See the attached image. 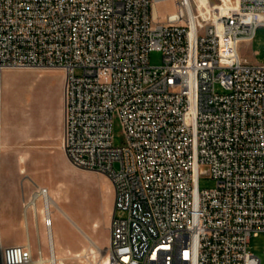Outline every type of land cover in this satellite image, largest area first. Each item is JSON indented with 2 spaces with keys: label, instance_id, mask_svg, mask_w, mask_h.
<instances>
[{
  "label": "built area",
  "instance_id": "1",
  "mask_svg": "<svg viewBox=\"0 0 264 264\" xmlns=\"http://www.w3.org/2000/svg\"><path fill=\"white\" fill-rule=\"evenodd\" d=\"M158 1L0 0V119L4 70L63 71V151L113 188L108 264H261L247 245L264 231V61L238 49L264 25V0H219L227 10L206 17L174 0L163 19ZM201 174L215 186L200 189ZM30 184L27 240L0 234V264H33L29 210L52 225L48 188Z\"/></svg>",
  "mask_w": 264,
  "mask_h": 264
},
{
  "label": "rangeland",
  "instance_id": "2",
  "mask_svg": "<svg viewBox=\"0 0 264 264\" xmlns=\"http://www.w3.org/2000/svg\"><path fill=\"white\" fill-rule=\"evenodd\" d=\"M217 2L210 0L212 6ZM155 8L161 19L177 10L174 0L158 1ZM238 51L251 62H263L264 25L258 26L254 38L243 41ZM148 61L151 66L160 65L161 51H150ZM75 73L81 74V70L76 69ZM63 81V71L57 67H13L2 74L0 234L5 244H23L27 240L22 200L31 188L30 182L34 181L47 187L57 204L51 205V232L53 249L59 260L57 264L60 261L64 264H106L104 250L99 248L108 243L112 211L108 212L107 206L113 188L105 174L73 166L63 151ZM216 90L220 92L221 88L216 85ZM112 133L113 143L120 144L122 128L118 119L113 121ZM215 184L216 180L206 174L198 178L200 189H210ZM27 214L33 258H38L39 247L43 257L47 258L49 242L41 214L37 226L30 210ZM121 215L120 211L116 212V216ZM93 221L98 223L95 234L102 237L98 238V251L91 255L87 248V259L73 256L75 252L84 254L82 249L73 250L84 238L73 222L89 232L83 224ZM247 249L264 264V231L250 238Z\"/></svg>",
  "mask_w": 264,
  "mask_h": 264
},
{
  "label": "bare ground",
  "instance_id": "3",
  "mask_svg": "<svg viewBox=\"0 0 264 264\" xmlns=\"http://www.w3.org/2000/svg\"><path fill=\"white\" fill-rule=\"evenodd\" d=\"M196 1L198 3L199 13L203 17H206L208 13L211 14L212 13V8H221V10L223 12L225 10H227V7L222 6V4L220 3L219 0L213 6L211 5L210 0H196ZM222 1L224 2L225 5H227L229 2H233L232 0H222ZM156 14H157V11H156V8H155V3H154V5H153V15L155 16ZM21 172H23V170H21ZM50 197H51V202L49 203V209H48L49 212L51 211L50 205H53V204H54V206L57 205V204H55L53 197L51 195H50ZM38 208H39V210L41 212H42V210H44V208L42 209V205H40ZM45 229H46V234H47V238H48V242H49V251L50 252L52 251V255L48 256L47 258H45V257L42 256V254H39L37 259L33 258V264H44V263H47L48 261H54L55 264H57V262H59V260L56 257V254H55V252L53 250V243H52V236H51V226L48 227V228L45 227ZM28 244L30 245V243H28ZM88 249H89V252H90L91 255L94 253L95 250L98 251V247L92 245V243H90V246L88 247ZM82 250L84 252V255H81L80 252L72 253V255L76 256V257H84V258H86V256H85L86 249H82ZM103 256L105 257V263L108 264L106 256L105 255H103ZM59 264H64V263L62 261H60Z\"/></svg>",
  "mask_w": 264,
  "mask_h": 264
},
{
  "label": "crops",
  "instance_id": "4",
  "mask_svg": "<svg viewBox=\"0 0 264 264\" xmlns=\"http://www.w3.org/2000/svg\"><path fill=\"white\" fill-rule=\"evenodd\" d=\"M1 191V190H0ZM1 192H0V198H1ZM51 195V194H50ZM1 206H2V200H1ZM113 207V194L110 196L109 205L107 206L108 212L112 211ZM107 219H109V215H107ZM97 222H92L91 224L84 223L83 225L88 229L89 232L84 230L81 226L73 222V225L83 234L84 238L79 240L78 245L73 250H80V249H87L90 246V243L95 244L96 246H100L99 239L102 238L100 236L97 237V235L94 232L95 225H97ZM39 232V231H38ZM46 233V229H45ZM47 236V234H46ZM52 236V232H51ZM48 240V238H47ZM53 243V240H52ZM40 248V247H39ZM41 249V248H40ZM54 250V249H53ZM43 256V255H42ZM48 257V256H47Z\"/></svg>",
  "mask_w": 264,
  "mask_h": 264
}]
</instances>
